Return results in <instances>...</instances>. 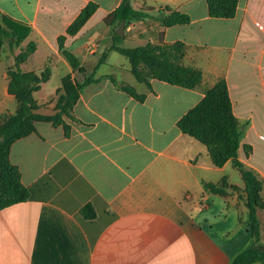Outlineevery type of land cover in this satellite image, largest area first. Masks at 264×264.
<instances>
[{
    "label": "crops",
    "instance_id": "0c3cea01",
    "mask_svg": "<svg viewBox=\"0 0 264 264\" xmlns=\"http://www.w3.org/2000/svg\"><path fill=\"white\" fill-rule=\"evenodd\" d=\"M89 1L95 11L67 33ZM120 2L0 0L1 15L29 27L18 44L1 49L0 114L15 110L8 69L27 42L34 49L20 68L36 74L45 63L50 68L33 91L41 114L55 112L62 76L81 82L107 50L64 118L67 132L62 124L36 121L34 131L11 143L9 160L29 196L0 209V264H227L251 242L239 170L231 160L214 165L206 145L177 122L223 78L232 112L244 123L237 158L262 179L264 203V0H238L229 18L210 16L205 0H131L134 8H154L153 16L125 25L120 45L182 42L180 63L201 71L193 87L147 74L142 63L146 80L139 81L128 58L108 50L113 29L103 19ZM158 8L190 20L165 26ZM61 48L85 70L74 69ZM54 75L60 83L50 87ZM223 177L235 188H205ZM257 218L264 243V206Z\"/></svg>",
    "mask_w": 264,
    "mask_h": 264
},
{
    "label": "trees",
    "instance_id": "16d2710c",
    "mask_svg": "<svg viewBox=\"0 0 264 264\" xmlns=\"http://www.w3.org/2000/svg\"><path fill=\"white\" fill-rule=\"evenodd\" d=\"M208 14L213 17H233L236 12L238 0H205ZM97 8V3H86L73 21L67 27V33L73 34L80 29L83 23ZM154 8H134L131 0H121L118 6L109 12L103 21L112 26V42L108 50H115L126 56L131 65V72L139 81L146 80V74L139 68L142 63L146 73L171 84L185 87H193L201 80V71L192 66L183 65L180 60L184 54V44L175 42L170 46H160L152 43L127 47L120 45L123 36L116 34L115 29L122 19L125 25L133 20H141L153 16ZM157 18L165 26L188 23L190 17L178 10L167 11L165 8L156 10ZM29 32L25 24L13 20L9 16L0 14V52L4 42L12 45L18 44ZM34 49V42L29 41L22 52L14 58V64L8 69V90L15 97V110L0 114V209L13 203L28 198V188L20 179L18 167L9 160L10 145L17 138L25 136L35 130V121H49L53 125L62 124L65 132L68 126L61 120L62 111L69 113L70 108L77 99L78 91L87 83L93 81L94 73L105 60V50L92 70L84 76L81 82L75 81L70 74L61 77V84L57 90L62 92L53 114H41L35 112L37 108L33 98V91L40 87V83L46 81L50 75V68H44L39 74L32 71H24L19 64ZM62 49L66 59L74 69L84 71L79 59L69 50ZM112 81H115L111 76ZM120 88L135 94L128 85H119ZM61 87V88H60ZM180 130L206 145L212 163L221 166L227 160L239 170L244 181V200L248 209V230L251 234V242L248 246L236 253L227 264H251L253 262L264 263V243L259 236V220L257 209L264 206L261 196L263 181L250 168L244 166L237 158L243 135L244 123L240 122L233 114L226 82L223 78L217 80L212 86L205 89L204 96L190 110H188L177 122ZM206 189L213 192H223L227 186L234 189L225 177L218 183H204Z\"/></svg>",
    "mask_w": 264,
    "mask_h": 264
},
{
    "label": "rangeland",
    "instance_id": "374dc122",
    "mask_svg": "<svg viewBox=\"0 0 264 264\" xmlns=\"http://www.w3.org/2000/svg\"><path fill=\"white\" fill-rule=\"evenodd\" d=\"M121 45H125V46H135L136 44H135V42H132V41H128V42H123ZM3 47H5V48H10L11 49V47L12 46H10V44H8L6 41L4 42V44H3ZM25 47V46H24ZM24 48H22V50H23ZM22 50H20L17 54H19L20 52H22ZM16 54V55H17ZM112 54H116L117 56H119V57H121V58H125L123 55H121L120 53H118V52H115V53H112ZM15 55V56H16ZM15 56H14V58H15ZM46 67H48L49 68V64L48 63H45V65H44V67H43V69L44 68H46ZM42 69V70H43ZM41 70V71H42ZM76 70H78V69H76ZM40 71V72H41ZM79 71V70H78ZM79 72H81V71H79ZM70 74V73H69ZM71 75V74H70ZM84 76H85V74H84ZM42 83V82H41ZM40 83V84H41ZM59 83H60V80H59V77L57 76V75H54V76H52L51 77V79H50V81H49V85L48 86H50V87H53V86H56V85H59ZM61 88V87H60ZM35 91V90H34ZM32 95H33V93H32ZM60 95H62V92L61 91H59V90H57L56 91V103L55 104H57V102H58V99H59V97H60ZM34 98V97H33ZM35 100V99H34ZM35 103H36V105H38L37 104V101L35 100ZM34 111L35 112H37V108L36 109H34ZM55 111H56V107H55ZM5 112H7V113H10L9 111H5ZM69 116V113L65 110V111H62V114H61V120H62V122L64 123V124H66V122H65V120H64V118H67ZM36 122V121H35ZM35 122H34V125H35Z\"/></svg>",
    "mask_w": 264,
    "mask_h": 264
},
{
    "label": "water",
    "instance_id": "95a60500",
    "mask_svg": "<svg viewBox=\"0 0 264 264\" xmlns=\"http://www.w3.org/2000/svg\"><path fill=\"white\" fill-rule=\"evenodd\" d=\"M124 26H125V20L122 19L120 21L119 25L117 26V28L115 29L116 34H118L119 36H122L123 35Z\"/></svg>",
    "mask_w": 264,
    "mask_h": 264
}]
</instances>
